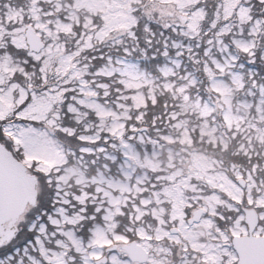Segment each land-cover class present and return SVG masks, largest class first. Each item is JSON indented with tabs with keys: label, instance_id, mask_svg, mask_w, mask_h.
I'll return each instance as SVG.
<instances>
[{
	"label": "snow or ice",
	"instance_id": "obj_1",
	"mask_svg": "<svg viewBox=\"0 0 264 264\" xmlns=\"http://www.w3.org/2000/svg\"><path fill=\"white\" fill-rule=\"evenodd\" d=\"M0 264H264V0H0Z\"/></svg>",
	"mask_w": 264,
	"mask_h": 264
}]
</instances>
